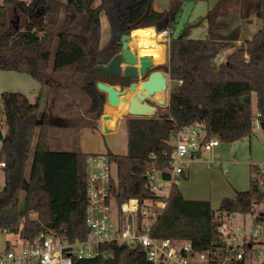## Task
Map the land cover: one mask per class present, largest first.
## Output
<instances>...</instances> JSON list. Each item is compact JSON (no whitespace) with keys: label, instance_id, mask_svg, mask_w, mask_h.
<instances>
[{"label":"trees","instance_id":"16d2710c","mask_svg":"<svg viewBox=\"0 0 264 264\" xmlns=\"http://www.w3.org/2000/svg\"><path fill=\"white\" fill-rule=\"evenodd\" d=\"M188 1L173 0V7L163 12L155 10V0H67L65 4L64 0H4L0 5V71L29 74L41 85L47 82L51 65L52 74L83 75L88 114L95 119L103 116L106 103L97 84L125 87L130 81L94 67L107 65L121 51L124 34L149 27L158 33L169 31V64L159 68L171 77L169 106L158 107L153 118L128 119L126 155L105 153L117 166V181L112 185L119 203L165 199L147 186V170L160 171L164 180L170 179L171 138L187 125L204 121L220 141L234 143L253 136L260 113L264 132V0H241L243 18L262 20L263 25L251 40L238 46L216 34L206 39L175 37L174 26ZM235 2L239 0H221L210 10V25ZM103 14L111 37L101 46ZM230 50L223 62H216ZM1 98L7 133L0 150V162L6 164L0 230L20 233L25 241L47 232L62 244L85 240L88 163L98 154L53 150L50 107L42 112L39 102L19 92H4ZM166 200V208L152 226V237L188 241L203 252L224 244L217 211L254 214L264 194L252 177L249 190L224 198L216 211L210 201L185 199L175 184ZM138 217L141 222L142 214ZM99 251L96 257L75 259L73 264H152L141 247L105 244Z\"/></svg>","mask_w":264,"mask_h":264},{"label":"built area","instance_id":"2783aa9c","mask_svg":"<svg viewBox=\"0 0 264 264\" xmlns=\"http://www.w3.org/2000/svg\"><path fill=\"white\" fill-rule=\"evenodd\" d=\"M161 34L170 39L169 31ZM260 116V113L256 114L254 129H261ZM171 144L170 179L164 180L162 173L153 169H148L145 177L149 189L165 199L141 204L134 198L119 203L112 185L117 181L112 175L114 163L106 154L92 156L87 170V238L62 244L52 233H42L34 240H23L18 251L9 249L0 253V264H73L75 259L96 257L100 253L99 247L105 244L141 247L152 264H189L192 257L208 264H264V202L259 204V209L262 208L256 214H250L254 215L250 234L241 241L237 236L240 228L235 224L240 214L225 215L217 211L224 242L217 249L200 252L188 241L152 237V226L167 206L166 197L171 186L180 181L192 161L202 159L221 141L210 133L204 121H199L181 128L172 136ZM5 165L0 162V169ZM254 168L256 188L264 194V150L263 160ZM140 213L143 216L141 222Z\"/></svg>","mask_w":264,"mask_h":264},{"label":"rangeland","instance_id":"374dc122","mask_svg":"<svg viewBox=\"0 0 264 264\" xmlns=\"http://www.w3.org/2000/svg\"><path fill=\"white\" fill-rule=\"evenodd\" d=\"M66 1L67 0H64V4ZM3 2L4 0H0V5L3 4ZM183 5L184 9L179 14L174 26L175 37L183 36L189 39L209 38L210 24H208L206 17L208 2L206 0H190ZM63 15L64 9L61 10L60 21ZM101 19L103 22L102 43H106L111 37L110 28L105 27L107 19L104 14L101 16ZM246 23V27L249 29L248 37H253L263 25V21L259 19L251 23ZM218 59L216 62H218ZM159 64L163 65L161 66L162 69L164 67L166 68V66H168L167 58H165L164 62H159ZM51 66L48 80L44 85L38 83L29 74L0 71V125L3 135L5 136L7 133V126L3 114L1 95L4 92H19L27 95L31 102H39L42 112L46 107H50L53 121L51 127V148L53 150L100 151L105 149L103 138L97 135L91 127V125L93 126V122H90V119L95 118L93 115H88L87 113L90 108V101L82 90L84 76L81 74L54 75L52 74ZM158 95H160V99H162L163 96L161 94ZM255 105L256 96L253 95L254 112H256ZM123 117L126 118L128 116H120V118ZM99 125L102 126L101 123ZM85 130L88 131V133L84 132ZM114 131L107 133V135H115ZM116 135L121 138L126 137L125 128L121 126L120 133L118 132ZM35 140L33 147L35 145ZM106 140H108V138ZM1 147L2 141L0 140V150ZM221 149H223V154L221 153ZM263 149L264 132L258 127L254 129L252 137L234 143L221 141L219 146L215 147L213 151L206 153L202 159L194 160L197 162H202L204 160L206 163L201 166L207 168L208 172L197 180V190L204 191L202 195L206 196L211 201L212 208L215 211L219 209L220 200L222 198L235 196L236 191L233 189L235 180L239 181V185L242 186V188L244 187L246 191L250 189L251 178L256 174V169L253 168L251 171L248 165L258 164L263 160ZM215 151H220V154L216 155ZM205 159L209 162L207 160L205 161ZM210 161L213 163H210ZM224 170L228 172L224 174ZM112 175L114 178H117V166L115 164L112 166ZM4 185L5 172L3 169H0V188L2 189ZM242 190L245 191L244 189ZM165 192L168 191L165 190ZM151 209L154 208L151 206ZM260 209L258 205L256 211ZM253 217L254 215H237L235 224L240 228L237 232L240 241L244 236H249ZM22 244L23 238L20 233L9 234L0 230V253L7 251L10 245L11 249L18 251L22 247ZM189 264L208 263H203L197 258L192 257Z\"/></svg>","mask_w":264,"mask_h":264},{"label":"crops","instance_id":"0c3cea01","mask_svg":"<svg viewBox=\"0 0 264 264\" xmlns=\"http://www.w3.org/2000/svg\"><path fill=\"white\" fill-rule=\"evenodd\" d=\"M206 1L208 2V12H207V15H208L209 11L212 10L221 0H206ZM234 4L229 8L228 12L222 13L218 16L216 21L213 23V26H211V25L209 26V34L210 35L216 34V35H219L220 37L230 39V40H232V42L234 41L233 43H235L236 46H238V45L245 43L246 41L251 40L253 38V37H248L249 29L246 27V24H247L246 22L251 23L256 19L255 18H252V19L243 18L241 0H239V2H235ZM173 5H174L173 0H155V2H154V8L158 12L169 11L173 7ZM183 9H184V5L182 7V11H183ZM207 15H206V17H207ZM205 18H203V19H205ZM208 24H210L209 20H208ZM105 27L110 28L107 21H106ZM154 29L156 31L155 27H154ZM102 33H103V22H102ZM156 33L161 34V33H158L157 31H156ZM110 36H111V29H110ZM174 36H175V32H174ZM168 38L163 36L161 43H163L166 46V58H167L168 64H169L170 39L168 40ZM233 39H235V40H233ZM106 43H102V38H101V46L105 45ZM131 48L133 49V46H131ZM133 50L138 51L136 48H134ZM229 52H231V50L227 51V52H223L218 57L219 58L218 61L225 60L226 56ZM137 54L141 55L139 52H137ZM147 56L153 58L155 64L157 65L155 70H160L159 68H161V66H163V65L159 64V61L156 60L155 57H153L151 55H147ZM113 86L117 87L118 89L123 88L120 85H113ZM170 86H171V84H170ZM168 94L169 95H167V105L163 107L164 109L169 106L170 92ZM155 97H156V99H160V95H158V94ZM106 100H107V97H105V101ZM108 106L109 105L106 102L105 106H104V114L103 115L110 117V119H115L116 122L114 125V129L108 132V133L113 132L116 129L114 131L115 135L108 136L107 133L104 132V126L110 119L107 120V118H101V119H92L91 118L90 122H93V125L96 126L97 129H94L92 125H91V127L96 132L97 135H99L101 138H103L105 149L100 150V151L99 150H96V151L95 150H83V151L81 150L80 152H82L84 154H89V155L105 154L107 152L114 153V154H121V155H126L128 153V125L127 124H128V119L131 117H129L128 115H126L124 113H122L121 115H118V116H108L107 115V107ZM48 107H46V108H48ZM157 111H159V109ZM87 113H88V111H87ZM157 114H158V112H157ZM122 115L128 116V117L120 118V116H122ZM51 116H52V111H51ZM99 122L102 124V126L99 125L100 124ZM121 126H123V128H125L126 137H124V138L118 137V135H116V134H118V132L120 133ZM83 129H85V128H83ZM84 132L88 133V131H86V130ZM107 138H108V140H106ZM35 143H36V140H35ZM77 147H78V145H77ZM221 150H222L221 153L223 154V149H221ZM215 154L219 155L220 151H215ZM204 155H206V154H204ZM204 155L202 156V158L204 157ZM221 156H223V155H221ZM206 160L207 159H205V161ZM210 163H213V162L210 161ZM205 164L206 163L204 162V160L202 162L192 161L190 163L189 169H187V171L184 173V175L182 176L180 181L177 184H175L178 186V188L180 189V191L183 194L185 199L210 201L206 196L202 195V194H204V191L197 190V186H198L197 180L202 178L204 176V174L206 172H208L207 168L201 166V165H205ZM254 165L255 164H249L248 165L251 168L250 169L251 171L254 168ZM227 172H228L227 170L223 171L224 174H226ZM233 189L236 191V193L242 192L243 191L242 189L245 190L244 187L242 188V186L239 185V181H236V180L234 182ZM236 193H235V196H236ZM234 197H224V198H234ZM224 198H222L220 201L222 202V200ZM210 203H211V201H210ZM211 205H212V203H211ZM31 217L36 219L37 214H31ZM9 248L11 249V245Z\"/></svg>","mask_w":264,"mask_h":264},{"label":"water","instance_id":"95a60500","mask_svg":"<svg viewBox=\"0 0 264 264\" xmlns=\"http://www.w3.org/2000/svg\"><path fill=\"white\" fill-rule=\"evenodd\" d=\"M131 34H124L120 38L121 51L116 54L107 65H96L95 70L105 74L123 77L130 82L128 86L117 87L99 82L97 88L107 97V104L112 107L127 105L129 117L153 118L157 115L158 107L167 105V95L170 92L171 77L168 72L155 70L156 64L152 57L138 55L131 48ZM161 94L162 99H156ZM102 118L110 119L106 115ZM115 119H110L104 126V132L114 129ZM0 140H4L0 125Z\"/></svg>","mask_w":264,"mask_h":264},{"label":"bare ground","instance_id":"6f19581e","mask_svg":"<svg viewBox=\"0 0 264 264\" xmlns=\"http://www.w3.org/2000/svg\"><path fill=\"white\" fill-rule=\"evenodd\" d=\"M131 36V46H133V49L136 48L141 55H151L159 62L165 61L166 46L161 43L163 34H157L153 27H149L136 29L132 31ZM122 113L127 114V105L124 103L119 108L107 107L108 116H118Z\"/></svg>","mask_w":264,"mask_h":264},{"label":"flooded vegetation","instance_id":"af4514ba","mask_svg":"<svg viewBox=\"0 0 264 264\" xmlns=\"http://www.w3.org/2000/svg\"><path fill=\"white\" fill-rule=\"evenodd\" d=\"M160 70H162V69H160Z\"/></svg>","mask_w":264,"mask_h":264}]
</instances>
